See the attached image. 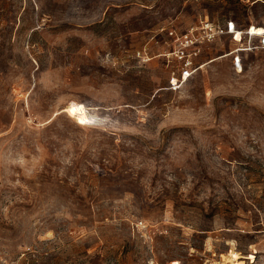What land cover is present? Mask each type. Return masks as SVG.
I'll return each mask as SVG.
<instances>
[{
	"label": "rangeland",
	"instance_id": "obj_1",
	"mask_svg": "<svg viewBox=\"0 0 264 264\" xmlns=\"http://www.w3.org/2000/svg\"><path fill=\"white\" fill-rule=\"evenodd\" d=\"M207 17L264 0H0V264H264V47L169 88L166 29Z\"/></svg>",
	"mask_w": 264,
	"mask_h": 264
},
{
	"label": "built area",
	"instance_id": "obj_2",
	"mask_svg": "<svg viewBox=\"0 0 264 264\" xmlns=\"http://www.w3.org/2000/svg\"><path fill=\"white\" fill-rule=\"evenodd\" d=\"M252 27L253 25L243 30L239 29L234 20L221 23L207 17L182 32H178L175 28L166 29L168 37L173 41L172 51L167 56H171L170 58L177 62V68L172 72L169 81V88L174 91L180 89L197 70L196 59L201 52L202 46L226 33L232 34L234 40L241 44L231 53L233 54V66L237 70H242L243 60L241 53L264 47V33L255 34L252 32ZM238 30L243 33L240 39L237 38ZM244 38H248V42L245 44L243 43ZM253 38H258L257 44L254 43Z\"/></svg>",
	"mask_w": 264,
	"mask_h": 264
},
{
	"label": "bare ground",
	"instance_id": "obj_3",
	"mask_svg": "<svg viewBox=\"0 0 264 264\" xmlns=\"http://www.w3.org/2000/svg\"><path fill=\"white\" fill-rule=\"evenodd\" d=\"M252 32L255 34L264 33V25L253 26ZM237 33H240V31L238 30ZM241 34L243 33L241 32ZM65 111H67L73 117H77L82 122L89 121V115L86 111V106L84 104L70 103L65 108ZM222 256V261H212L209 264H246L244 260L240 259L241 253L238 250H235L234 248H232L228 253H225Z\"/></svg>",
	"mask_w": 264,
	"mask_h": 264
}]
</instances>
